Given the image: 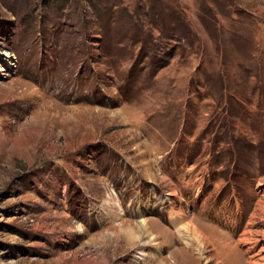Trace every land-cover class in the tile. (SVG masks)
I'll list each match as a JSON object with an SVG mask.
<instances>
[{
	"label": "rangeland",
	"instance_id": "374dc122",
	"mask_svg": "<svg viewBox=\"0 0 264 264\" xmlns=\"http://www.w3.org/2000/svg\"><path fill=\"white\" fill-rule=\"evenodd\" d=\"M251 243L264 0H0V264H248Z\"/></svg>",
	"mask_w": 264,
	"mask_h": 264
},
{
	"label": "bare ground",
	"instance_id": "6f19581e",
	"mask_svg": "<svg viewBox=\"0 0 264 264\" xmlns=\"http://www.w3.org/2000/svg\"><path fill=\"white\" fill-rule=\"evenodd\" d=\"M173 214H175V213H173ZM183 219H182V221L181 220L179 221L176 218L175 219L173 218V220L171 221V223L174 224L173 225L174 226V230H175V232H177L179 240H181L188 247H191L194 244L193 241H196V243L198 245V247H197L198 251H200L201 248H202L201 240L202 239H207V236L204 235L203 231L200 230L197 225L193 224L192 222L187 223ZM138 222L140 224V228L142 230L145 229V227H146V219H140V220H138ZM148 225H149V223H148ZM248 231H250V230L244 231L243 234L241 235V237L244 236ZM207 240H209V239H207ZM133 243H134V241H133L132 237H127L125 245L126 246H130ZM228 245H230V244H228ZM225 247H227V244H226ZM246 253H247V257L246 258L248 259V264H264V248L263 247L257 249L256 243H251L249 246L246 247ZM183 255L184 254L182 253V256ZM258 258H260V259L258 260ZM174 264H176V263L174 262Z\"/></svg>",
	"mask_w": 264,
	"mask_h": 264
}]
</instances>
